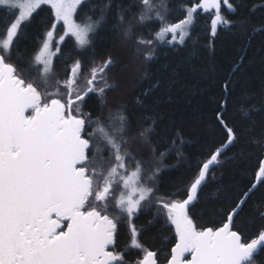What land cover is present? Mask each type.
<instances>
[{
  "label": "snow or ice",
  "instance_id": "obj_1",
  "mask_svg": "<svg viewBox=\"0 0 264 264\" xmlns=\"http://www.w3.org/2000/svg\"><path fill=\"white\" fill-rule=\"evenodd\" d=\"M88 2L0 0V8L15 17L0 32V264H128L125 255L115 250L122 222L119 218L137 217L144 204L162 209L166 223L175 227L176 243L168 264H264V229L251 239L241 234L243 230H233L234 218L248 194L220 227L200 229L189 214L210 166L218 162L219 150L203 163L197 178L185 190V199H158V189L150 182L161 169L156 166L149 173L153 165L132 154L128 137L135 130L126 108L120 106L109 113L107 121L99 117L93 120L82 110L89 94L105 100L106 91L115 90L108 81L117 61L109 56L103 63L89 61L92 67L88 68L76 60L67 79L61 81L53 75V58L61 51L59 43L71 36L85 50L91 43L90 34L105 21L103 15L97 21L88 17L85 24L74 19L77 9ZM141 3L151 11V0ZM223 4L232 9L229 0H223ZM42 5L51 7L54 22L29 63L18 47L25 37L22 26H27ZM220 7L221 0H201L186 10L185 19L165 22L156 39L164 40L170 33L169 43L177 41V35L183 43L198 8L215 10L211 20L215 35L219 24L228 23ZM156 17L165 20L160 12ZM124 19L122 14L120 21ZM146 19L142 12L139 22ZM58 24H62L64 35L53 50ZM130 32L131 26L125 35ZM137 43L150 45L152 41L139 39ZM146 119L142 117L141 122ZM225 128L230 144L235 135L232 128ZM152 132L151 128L139 131V142L150 144ZM152 151L155 153V149ZM165 155L161 153L155 163L159 165ZM256 179L264 182V162ZM131 235V246L140 249L134 225ZM138 264H158L157 253L146 251Z\"/></svg>",
  "mask_w": 264,
  "mask_h": 264
},
{
  "label": "trees",
  "instance_id": "obj_2",
  "mask_svg": "<svg viewBox=\"0 0 264 264\" xmlns=\"http://www.w3.org/2000/svg\"><path fill=\"white\" fill-rule=\"evenodd\" d=\"M200 2L151 0L149 11L141 0H89L75 18L86 12L95 21L103 15L105 21L90 35L91 43L85 50L73 37L65 38L54 59L53 75L59 80L67 78L76 60L90 68L89 61L99 64L109 56L115 59L108 81L115 90H107L105 100L89 94L83 112L91 114L93 120L99 117L107 121L109 113L120 106L126 108L135 130L128 137L132 154L153 165L149 173L156 166L161 169L150 182L158 189V199H185V190L197 178L203 163L219 150L218 162L210 166L189 214L200 229L220 227L248 194L234 218L233 230H243L241 234L251 239L264 229V182L256 179L264 162V0H229L232 9L223 4L220 14L228 23L220 25L215 35L208 13L197 11L183 43L169 45L156 39L165 22L178 23L186 17L188 8ZM8 12L0 8V32L14 19ZM142 12L148 19L140 23ZM157 12L164 21L156 17ZM53 22L50 8L41 6L22 27L25 37L18 47L29 63ZM129 26L128 37L123 32ZM139 39L151 40L152 44L140 45ZM142 117H147L143 123ZM225 125L235 135L230 144ZM147 128L153 132L150 144L145 145L139 142L138 132ZM161 153L167 155L157 165ZM119 219L122 222L115 250L125 255L128 264H138L146 251L157 253L158 264L167 263L176 236L162 209L144 204L137 217ZM133 225L140 249L131 246Z\"/></svg>",
  "mask_w": 264,
  "mask_h": 264
},
{
  "label": "rangeland",
  "instance_id": "obj_3",
  "mask_svg": "<svg viewBox=\"0 0 264 264\" xmlns=\"http://www.w3.org/2000/svg\"><path fill=\"white\" fill-rule=\"evenodd\" d=\"M222 5H223V0H221V7H222ZM42 6H48L49 8H50V10H51V12H52V9H51V7L49 6V5H42ZM221 7H220V9H221ZM79 9V8H78ZM78 9H77V11H78ZM197 11L198 12H200V13H203V14H206V13H208V15H209V18H210V22H209V25H210V28H211V20L215 17V10L214 9H212V10H209V11H207V12H205V11H203V9H200V8H198L197 9ZM52 14H53V12H52ZM77 14V13H76ZM76 16V15H75ZM88 17H91V19L93 20V21H95V19L92 17V15H90V14H88V13H82V15H80V19H77V18H75L74 17V19H76V21L78 22V23H81V24H85V23H87L88 21H87V18ZM15 18V17H14ZM53 18H54V14H53ZM186 18V17H185ZM184 18V19H185ZM223 23H221V24H219L218 26H217V28L220 26V25H222ZM164 25V24H163ZM162 25V26H163ZM23 27V26H22ZM190 27H191V25L188 27V34H189V31H190ZM98 28V27H97ZM96 28V29H97ZM161 28V27H160ZM49 30H51V27H50V29ZM48 30V31H49ZM160 30V29H159ZM125 32H123V34H124ZM211 33H212V30H211ZM46 34V33H45ZM92 34H94V33H91L90 35H92ZM188 34L185 36V38L188 36ZM62 35H64V29H63V26H62V24H58L57 25V28H56V30H55V33H54V37H53V50H55V47H56V45H57V42L59 41V38H60V36H62ZM156 35V34H155ZM126 36V35H125ZM67 37V36H66ZM65 37V38H66ZM128 37H129V35H128ZM156 37V36H155ZM74 38V37H73ZM125 40H127V37H123ZM44 39H45V35H44V37H43V39H42V41H41V44H40V47H41V45H42V43H43V41H44ZM75 39V38H74ZM65 40V39H64ZM158 40V39H157ZM172 40V35L169 33V34H167L166 36H165V38H164V40H158L160 43H167V44H169V45H174V44H181L180 42H179V37H178V35H177V41H175V42H171V43H169V41H171ZM185 40V39H184ZM64 42V41H63ZM62 42V43H63ZM62 43H59V47L61 48V45H62ZM39 47V48H40ZM39 50V49H38ZM38 52V51H37ZM59 55V54H58ZM57 55V56H58ZM56 56V57H57ZM54 59H55V57L53 58V64H54ZM70 75V74H69ZM68 78V77H67ZM67 78H65V79H67ZM65 79H62L61 81H63V80H65ZM84 86V84L83 83H81L80 84V87H83ZM163 214H164V217H165V219H166V215H165V213H164V211H163ZM168 224H170V222H168ZM173 226V225H172ZM174 227V226H173ZM175 228V227H174Z\"/></svg>",
  "mask_w": 264,
  "mask_h": 264
},
{
  "label": "flooded vegetation",
  "instance_id": "obj_4",
  "mask_svg": "<svg viewBox=\"0 0 264 264\" xmlns=\"http://www.w3.org/2000/svg\"><path fill=\"white\" fill-rule=\"evenodd\" d=\"M262 215H264V209H263V211L261 212V216ZM264 220V219H263ZM189 257H190V255L188 256V259H189ZM140 261V260H139ZM139 261H137V263L139 262ZM134 264H136V263H134Z\"/></svg>",
  "mask_w": 264,
  "mask_h": 264
},
{
  "label": "water",
  "instance_id": "obj_5",
  "mask_svg": "<svg viewBox=\"0 0 264 264\" xmlns=\"http://www.w3.org/2000/svg\"><path fill=\"white\" fill-rule=\"evenodd\" d=\"M203 184V183H202ZM191 206V205H190ZM175 246V245H174ZM173 246V247H174ZM188 256H189V254H186V258L188 259ZM170 259V258H169ZM189 259H190V257H189ZM166 264H168V261H167V263Z\"/></svg>",
  "mask_w": 264,
  "mask_h": 264
}]
</instances>
